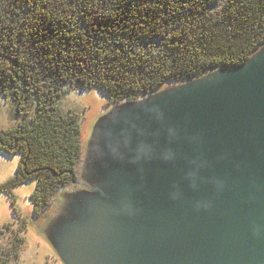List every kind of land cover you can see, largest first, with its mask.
I'll use <instances>...</instances> for the list:
<instances>
[{
    "label": "water",
    "instance_id": "water-1",
    "mask_svg": "<svg viewBox=\"0 0 264 264\" xmlns=\"http://www.w3.org/2000/svg\"><path fill=\"white\" fill-rule=\"evenodd\" d=\"M41 233L64 264H264V42L111 106Z\"/></svg>",
    "mask_w": 264,
    "mask_h": 264
},
{
    "label": "trees",
    "instance_id": "trees-1",
    "mask_svg": "<svg viewBox=\"0 0 264 264\" xmlns=\"http://www.w3.org/2000/svg\"><path fill=\"white\" fill-rule=\"evenodd\" d=\"M0 0V96L34 114L0 128V151L20 152L12 187L34 178L33 212L73 185L82 153L77 114L56 105L63 85L98 86L107 104L236 65L264 42V0ZM163 35L164 49L139 48L142 35ZM29 107L27 109V106ZM74 186V185H73ZM46 212V213H45Z\"/></svg>",
    "mask_w": 264,
    "mask_h": 264
},
{
    "label": "rangeland",
    "instance_id": "rangeland-1",
    "mask_svg": "<svg viewBox=\"0 0 264 264\" xmlns=\"http://www.w3.org/2000/svg\"><path fill=\"white\" fill-rule=\"evenodd\" d=\"M225 1L214 0L208 4L207 8L217 10ZM165 43V36L156 34L139 36L136 41L139 48L153 50L164 49ZM170 84L173 83L167 81L165 86ZM56 105L61 113L74 112L77 114L82 147L93 122L111 106L107 104V94L98 86L81 88L76 83L63 85V92L57 98ZM28 107L29 104L27 109ZM15 108L14 101L0 96V128L13 126L19 119L34 114V103L30 105L28 114L23 115L22 111L16 112ZM19 157V151L12 154L0 151V183L15 173ZM81 161L82 159L75 169L77 181H81L79 177ZM34 185L35 179L32 178L12 187L15 204L25 220L24 226L13 209L12 196L0 191V264H64L41 233L45 214L36 215L33 212L30 193ZM73 185L69 189L78 186ZM56 202L46 210L47 213L55 209Z\"/></svg>",
    "mask_w": 264,
    "mask_h": 264
}]
</instances>
